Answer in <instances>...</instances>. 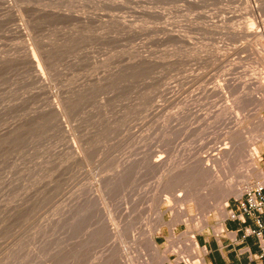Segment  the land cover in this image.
<instances>
[{
  "label": "rangeland",
  "instance_id": "obj_1",
  "mask_svg": "<svg viewBox=\"0 0 264 264\" xmlns=\"http://www.w3.org/2000/svg\"><path fill=\"white\" fill-rule=\"evenodd\" d=\"M263 8L0 0V264L194 256L236 208L206 165L215 145L246 139L223 180H263L246 176L264 152V35H247Z\"/></svg>",
  "mask_w": 264,
  "mask_h": 264
},
{
  "label": "crops",
  "instance_id": "obj_2",
  "mask_svg": "<svg viewBox=\"0 0 264 264\" xmlns=\"http://www.w3.org/2000/svg\"><path fill=\"white\" fill-rule=\"evenodd\" d=\"M261 169L264 172V152ZM246 221L243 223L226 218L219 231L211 230L198 234L199 243L205 247L201 264H264V258L259 257L257 237L246 232L247 226L254 228L256 225L249 217ZM165 264L184 263L175 256L170 257Z\"/></svg>",
  "mask_w": 264,
  "mask_h": 264
},
{
  "label": "bare ground",
  "instance_id": "obj_3",
  "mask_svg": "<svg viewBox=\"0 0 264 264\" xmlns=\"http://www.w3.org/2000/svg\"><path fill=\"white\" fill-rule=\"evenodd\" d=\"M245 3V2H244ZM247 4V3H246ZM250 4V3H249ZM32 6V5H31ZM248 6V5H247ZM251 7V6H250ZM239 9V8H238ZM226 10V9H225ZM263 10H264V8H263ZM255 11V10H254ZM257 11V10H256ZM255 13V12H254ZM172 25V24H171ZM249 33L250 34H247V35H250V36H252L253 38H257L258 40H260L261 39V37H263V35H264V26H263V29H258V30H256V31H253V30H251V31H249ZM243 38V37H242ZM260 42V41H259ZM256 44H257V42H256ZM258 49H260V50H258L260 53H264V43L262 44V47H259ZM246 52V51H245ZM252 52V51H251ZM247 53V52H246ZM256 56V55H255ZM226 57V56H225ZM256 58V57H255ZM221 59V58H220ZM253 60H254V58H253ZM263 62V61H262ZM255 68V67H254ZM253 68V69H254ZM250 69V68H249ZM250 71V70H249ZM254 74V73H253ZM201 76V75H200ZM258 76H260V75H258ZM250 77V76H249ZM252 77H254V76H252ZM249 78V81H251L252 82V80H253V78ZM261 78V77H260ZM241 85V84H240ZM249 85H250V83L248 82V87H249ZM247 87V88H248ZM249 89H250V87H249ZM254 88H252V90H253ZM254 91V90H253ZM259 96V95H258ZM236 119H240V117H239V115L236 113ZM234 120H235V118H234ZM242 130V129H241ZM239 131V130H238ZM244 132H246V131H241L240 133H239V136L241 137L242 135H241V133H243V136H245V138H248V137H246V134H244ZM246 133H248V132H246ZM234 137V136H233ZM235 138V137H234ZM233 138V139H234ZM238 137H236L235 138V140H234V144H233V146L232 147H226V146H222L221 144L220 145H215V146H218V147H216V148H213L210 152H209V154H208V158L206 159V165H208V168L210 167V169H212L213 171H214V174H212L213 175V177H215V182H219V183H221V184H223L224 186H225V192L228 194V192H232L233 194L235 193L236 195H237V197H241L242 195H243V193L245 192V189H246V187H247V185L249 184V180H242V181H240V182H238V183H235V179L233 180V177H231V179L230 180H223V177H221L222 175H220V173H221V170L218 168V166H219V163L221 162V163H223V161H227V158H231V157H233L234 155H235V153H236V148L238 147L237 145L238 144H240V143H243L244 141L243 140H241L242 139V137H241V139H239ZM243 141V142H241V141ZM238 142V143H237ZM246 142V141H245ZM234 145H235V147H234ZM241 145V144H240ZM253 145V144H252ZM237 146V147H236ZM251 147V146H250ZM211 148V147H210ZM240 148V147H239ZM243 148V147H242ZM215 150H217L216 152H213V151H215ZM242 150V149H241ZM249 158H248V160L250 161V163H248L249 164V168H248V170H247V172H246V176H249L248 174L250 173V172H252V171H257V173H258V177L260 178H263L264 177V172H263V170L258 166V165H256L255 164V162H254V159H255V157L257 156V147L256 148H252L250 151H249ZM236 156H238V154L236 155ZM228 161H229V159H228ZM198 162V161H197ZM246 162V161H245ZM205 163V162H204ZM244 163V162H243ZM246 165V164H245ZM205 167H207V166H205ZM202 168V167H201ZM204 168V167H203ZM243 168H244V166H243ZM182 169V168H181ZM210 169H209V171H210ZM212 175H211V177H212ZM232 176H234V175H232ZM236 176V175H235ZM244 178H245V176L244 175H242ZM251 176V175H250ZM249 176V177H250ZM168 179V178H167ZM229 179V178H228ZM249 179V178H248ZM241 180V179H240ZM208 192V191H207ZM225 193V194H226ZM232 193H231V195H232ZM230 196V195H229ZM229 198V197H228ZM220 205H222V203H220ZM228 205V204H227ZM223 206L226 208V202L225 203H223ZM221 208H222V206H221ZM186 210V209H185ZM174 233V232H173ZM149 239H150V241H149ZM148 239V241L150 242V244L152 245L153 244V246H155V241H154V239L153 238H149ZM191 243H190V245L192 246V248L194 247V249H193V255L194 256H190V257H187V256H184V257H182V259L183 260H186V261H188L190 264H198V263H202L203 262V260H204V258H203V253L205 252V249L202 251V254H201V250H200V254H198V249L200 248V245H199V242H198V240H196V239H193V240H191L190 241ZM187 246H186V248L188 247V245L189 244H186ZM190 248V247H189ZM188 248V249H189Z\"/></svg>",
  "mask_w": 264,
  "mask_h": 264
},
{
  "label": "built area",
  "instance_id": "obj_4",
  "mask_svg": "<svg viewBox=\"0 0 264 264\" xmlns=\"http://www.w3.org/2000/svg\"><path fill=\"white\" fill-rule=\"evenodd\" d=\"M236 208L228 210V219L246 223L249 217L255 223V227H246L248 235H255L258 240L259 257L264 258V179L246 187L241 197H235ZM204 247V246H203ZM190 264L186 260L181 261ZM200 264V263H198Z\"/></svg>",
  "mask_w": 264,
  "mask_h": 264
}]
</instances>
